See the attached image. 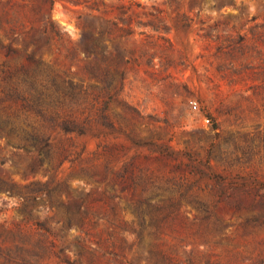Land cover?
I'll return each instance as SVG.
<instances>
[{
	"label": "rangeland",
	"instance_id": "obj_1",
	"mask_svg": "<svg viewBox=\"0 0 264 264\" xmlns=\"http://www.w3.org/2000/svg\"><path fill=\"white\" fill-rule=\"evenodd\" d=\"M0 1V36L46 25L60 73L83 25L136 13L83 135L40 153L0 140V264H264V0Z\"/></svg>",
	"mask_w": 264,
	"mask_h": 264
},
{
	"label": "trees",
	"instance_id": "obj_2",
	"mask_svg": "<svg viewBox=\"0 0 264 264\" xmlns=\"http://www.w3.org/2000/svg\"><path fill=\"white\" fill-rule=\"evenodd\" d=\"M46 4L51 10L54 0H32L31 11L43 13ZM108 14L110 19L105 20L106 28L98 24L95 27L82 26L79 42L76 46L71 44L63 54L70 66L63 73L53 72L52 64L56 62L51 63L39 53L41 42L48 33L46 25L22 30L12 28L0 36V47L6 49L8 55H13L10 60L0 61V140L13 141L14 146L26 152L34 150L40 153L43 148L50 147L51 133L56 130L83 135L94 122L92 110L99 96H94V89H98V84L104 97V113L110 98L111 73L117 74L119 66L123 61L125 63V54L115 45L113 38L116 32L129 28L136 15L132 3H118ZM56 37L61 39L58 33ZM105 41L109 45L106 46ZM80 53L84 54L83 59H79ZM73 60L81 63H77L75 72H71ZM15 114L24 117V133L16 131L9 118L1 120L3 115L10 117Z\"/></svg>",
	"mask_w": 264,
	"mask_h": 264
}]
</instances>
